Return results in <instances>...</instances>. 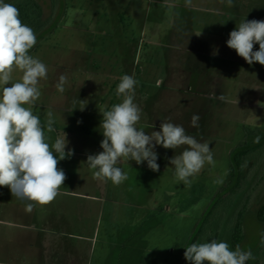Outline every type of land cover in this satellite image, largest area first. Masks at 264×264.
<instances>
[{"label": "rangeland", "instance_id": "obj_1", "mask_svg": "<svg viewBox=\"0 0 264 264\" xmlns=\"http://www.w3.org/2000/svg\"><path fill=\"white\" fill-rule=\"evenodd\" d=\"M36 1L47 22L34 31L37 43L29 55L46 65L47 78L39 82V99L25 107L45 125L49 144L66 134L65 152L74 154L58 162L66 180L49 204L27 212L25 202L0 187V220L31 228L49 219L62 223V253L75 252L79 224L90 238L96 226L97 242L88 247L92 264H119L121 251L127 255L124 264H184L187 242L209 209L214 207L213 215L200 243L225 241L231 250L235 218L245 209L240 247L253 254L246 264H264V229L256 218L264 203V66L248 64L226 43L244 19L264 20V0H233V7L227 0H191L190 6L185 0ZM60 74L67 77L63 92L56 88ZM125 74L138 81L136 127L151 134L162 121L182 125L186 134L209 144L215 166L205 164L186 185L175 179L169 161L187 146L157 145L158 172L146 161L124 159L120 166L128 178L123 183L93 178L87 156L103 151L102 112L122 102L116 89ZM12 76L18 82L22 73ZM194 114L200 117L198 128L190 124ZM240 147L256 148L244 158L241 189L230 196L232 153ZM239 168L235 163L234 174ZM28 232L0 226V238H25Z\"/></svg>", "mask_w": 264, "mask_h": 264}, {"label": "clouds", "instance_id": "obj_2", "mask_svg": "<svg viewBox=\"0 0 264 264\" xmlns=\"http://www.w3.org/2000/svg\"><path fill=\"white\" fill-rule=\"evenodd\" d=\"M190 4L191 0H185V6ZM227 5L233 7V0H227ZM19 16L18 8L0 0V187H8L13 197L25 202V211L31 212L36 204L46 205L57 197L66 180L58 162L70 158L74 152L72 149L65 152L66 134L49 144L45 125L33 114L32 107H25L39 99L38 85L41 79L47 78V67L29 55L37 38ZM226 43L248 64L258 62L264 66V20L244 19L230 32ZM254 44L259 45L256 51ZM214 54H218V50ZM16 70L22 76L18 82H12V73ZM9 83L11 86L5 87ZM66 83V75L60 74L57 90L63 92ZM137 84L133 76L123 75L116 89V95L123 97L122 102L102 112L100 128L104 138L100 147L103 151L88 155L86 161L94 170L93 178L116 185L123 183L128 178L120 166L124 159L137 164L146 161L150 170L158 172V154L154 150L157 145L174 150L186 145L169 163L174 166L175 179L190 184L189 178L199 173L205 164L215 166L209 144L186 134L182 125L168 121H162L160 130L151 134L138 129L141 109L134 103ZM46 115V129L51 133L55 130L53 113L49 111ZM199 119V115L194 114L191 126L198 128ZM259 139L256 137L254 142ZM261 244H264V233H261ZM184 257L190 264H246L254 259L250 249L245 251L237 245L233 251L227 242L215 239L187 246Z\"/></svg>", "mask_w": 264, "mask_h": 264}, {"label": "crops", "instance_id": "obj_3", "mask_svg": "<svg viewBox=\"0 0 264 264\" xmlns=\"http://www.w3.org/2000/svg\"><path fill=\"white\" fill-rule=\"evenodd\" d=\"M92 199L94 200L95 197H92ZM0 226L18 229L27 228L30 232L25 235V238H19L18 234L15 237L0 238V264H92V257L88 255V247L90 241H95L96 236L98 237L96 226L90 228L91 234L93 233V237L90 238L91 236L88 234H82L85 232V225L79 224L78 229L76 228L78 234L75 238L80 243L76 245L75 252L73 250L68 252L65 249L64 253H62L64 246L59 238L65 234V229H63L64 225L60 222H55V220L52 222V219H49L48 223L31 228L27 225L0 220ZM4 247H6V250L2 251ZM126 261L127 255L121 251L118 263L124 264ZM144 261L145 257L142 256L140 262Z\"/></svg>", "mask_w": 264, "mask_h": 264}, {"label": "trees", "instance_id": "obj_4", "mask_svg": "<svg viewBox=\"0 0 264 264\" xmlns=\"http://www.w3.org/2000/svg\"><path fill=\"white\" fill-rule=\"evenodd\" d=\"M5 3L13 4L16 8H18L19 14H20L19 18L21 19L22 23L31 27L34 31L41 30L43 25H45L47 22V21H44L43 9L36 0H7L5 1ZM261 135H263L262 139L264 140V134L261 133ZM255 148L256 147L244 149L240 147L232 153L234 165H233L232 170L230 171L229 176L231 177L230 181L232 180L235 183V187L232 188V190L230 191V196L236 195L238 190L241 189V186L243 184V179H244V165H243L244 158L247 155H249L251 152H253ZM235 163H237V166L238 167L240 166L241 168V169L240 168L238 169V172H239L238 175L234 174L235 173L234 172ZM221 192H223V190ZM213 211H214V207L209 209L204 214L203 219L200 221L194 233L188 240L187 246H190L193 243H197V244L200 243V241L202 240L201 238H202L204 228H206V226L210 222L211 217L213 215ZM244 213H245V209L240 211L239 214H237L234 225L232 227L230 240H231V248L233 250H235L237 245L241 246L244 240V235H243ZM256 218L258 222L262 224L263 229H264V203L258 209L256 213ZM184 264H190V262L187 261L185 257H184Z\"/></svg>", "mask_w": 264, "mask_h": 264}]
</instances>
